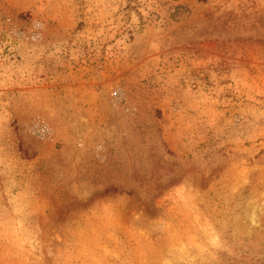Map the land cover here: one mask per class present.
<instances>
[{
  "label": "rangeland",
  "instance_id": "rangeland-1",
  "mask_svg": "<svg viewBox=\"0 0 264 264\" xmlns=\"http://www.w3.org/2000/svg\"><path fill=\"white\" fill-rule=\"evenodd\" d=\"M0 264H264V0H0Z\"/></svg>",
  "mask_w": 264,
  "mask_h": 264
},
{
  "label": "bare ground",
  "instance_id": "bare-ground-1",
  "mask_svg": "<svg viewBox=\"0 0 264 264\" xmlns=\"http://www.w3.org/2000/svg\"><path fill=\"white\" fill-rule=\"evenodd\" d=\"M251 220H253V218L251 217Z\"/></svg>",
  "mask_w": 264,
  "mask_h": 264
}]
</instances>
